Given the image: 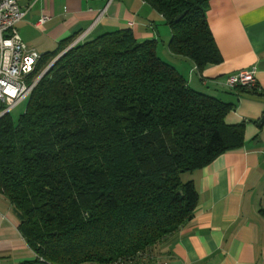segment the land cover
<instances>
[{
	"label": "trees",
	"instance_id": "1",
	"mask_svg": "<svg viewBox=\"0 0 264 264\" xmlns=\"http://www.w3.org/2000/svg\"><path fill=\"white\" fill-rule=\"evenodd\" d=\"M144 1L169 25L173 55L222 62L211 0ZM73 43L42 55L31 81ZM28 99L17 121L0 118V195L35 253L18 264H143L194 217L183 174L244 144L245 123H226L235 104L191 87L131 29L75 44Z\"/></svg>",
	"mask_w": 264,
	"mask_h": 264
},
{
	"label": "crops",
	"instance_id": "2",
	"mask_svg": "<svg viewBox=\"0 0 264 264\" xmlns=\"http://www.w3.org/2000/svg\"><path fill=\"white\" fill-rule=\"evenodd\" d=\"M26 10L19 31L42 55L68 39L80 42L131 29L139 41L171 39L166 21L144 0H19ZM43 15L48 21L37 23ZM207 19L223 56L199 69L168 49L163 59L194 89L235 104L226 123H245L242 147L207 166L184 173L198 191L194 217L160 244L143 264H264V0H211ZM169 39V42H170ZM165 48V46H164ZM169 48V44H168ZM254 69L257 86L242 91L226 84L230 74ZM35 258L11 202L0 195V264Z\"/></svg>",
	"mask_w": 264,
	"mask_h": 264
},
{
	"label": "built area",
	"instance_id": "3",
	"mask_svg": "<svg viewBox=\"0 0 264 264\" xmlns=\"http://www.w3.org/2000/svg\"><path fill=\"white\" fill-rule=\"evenodd\" d=\"M26 13L19 0H0V118L31 96L38 79L31 81L42 54L28 47L18 28ZM48 19V15H43L37 25H44ZM226 84L253 89L257 86L256 72L240 70L230 74Z\"/></svg>",
	"mask_w": 264,
	"mask_h": 264
},
{
	"label": "rangeland",
	"instance_id": "4",
	"mask_svg": "<svg viewBox=\"0 0 264 264\" xmlns=\"http://www.w3.org/2000/svg\"><path fill=\"white\" fill-rule=\"evenodd\" d=\"M163 26H167L169 27V25L165 22L160 23ZM165 39V43L163 44L162 38H159L158 41V46L160 47V51L159 54L162 55L163 57H169L168 56V44H169V39L170 38H164ZM165 46V48H164ZM158 48V47H157ZM39 74H36V78L38 77ZM29 99L24 100L20 105H18L16 108H14L11 112L10 115L12 116V118L14 119V121H17L20 116L25 112L26 108H27V104H28ZM184 178V175L182 176Z\"/></svg>",
	"mask_w": 264,
	"mask_h": 264
},
{
	"label": "water",
	"instance_id": "5",
	"mask_svg": "<svg viewBox=\"0 0 264 264\" xmlns=\"http://www.w3.org/2000/svg\"><path fill=\"white\" fill-rule=\"evenodd\" d=\"M185 15V13L179 15L177 17V20H180L183 16ZM75 44L73 43L70 47H68L66 50H64L61 54H59L54 60L53 62L43 71V73H41V75L38 77L36 84L40 81V79L51 69V67L64 55L66 54Z\"/></svg>",
	"mask_w": 264,
	"mask_h": 264
}]
</instances>
